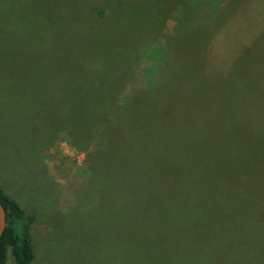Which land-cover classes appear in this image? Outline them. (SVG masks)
Instances as JSON below:
<instances>
[{"label": "rangeland", "instance_id": "1", "mask_svg": "<svg viewBox=\"0 0 264 264\" xmlns=\"http://www.w3.org/2000/svg\"><path fill=\"white\" fill-rule=\"evenodd\" d=\"M208 53L226 79L204 80ZM162 78L86 184L89 150L66 129L90 132ZM257 99L264 0H0V189L32 217L13 227L31 264H264V207L194 206L184 187L226 132L264 151Z\"/></svg>", "mask_w": 264, "mask_h": 264}, {"label": "trees", "instance_id": "2", "mask_svg": "<svg viewBox=\"0 0 264 264\" xmlns=\"http://www.w3.org/2000/svg\"><path fill=\"white\" fill-rule=\"evenodd\" d=\"M241 53L242 56L246 55L245 50ZM215 54L207 55L204 63L203 61L200 63L203 72H205L204 80L208 83L209 81L219 82L229 75V69L224 70L215 67L216 63H214L213 58L210 59ZM164 82L165 80L162 78L161 82H155L149 87L140 86L139 89L132 87L129 105L124 111L118 110L117 107L120 96L114 97L104 111H99L90 132L79 133V130L66 129L65 133L75 148L89 150V178L86 184L91 182L93 176L102 171L104 159L116 146L123 144L130 128L132 127V130L138 128V115L144 106V100L150 96L151 91L157 85ZM257 101L258 104L254 108L256 110L254 113L262 115L263 112L259 110V107L264 104L259 99ZM254 113L252 111L253 115H255ZM249 117L250 113L246 115L247 119ZM224 131L227 130L224 129ZM250 132L240 128L237 136L242 138L244 133ZM253 137L259 140V144L264 149V129L262 126L258 131L253 132ZM224 138L225 142H232L234 139L229 137L227 132ZM231 142L224 144L220 158L213 156L205 161H194L189 164L190 177L184 180V187L188 184L191 203L194 206L264 207V151L256 152L246 146L231 145ZM208 143L206 146H209V149L216 148L212 143ZM156 165L152 164V167L146 170L153 171ZM184 171L185 169L180 167L177 172ZM0 203L7 213V226L0 241V264L7 263L10 250L15 264H31L33 253L29 238H23L17 234L13 227L16 223H20L22 231L26 234L32 217L27 216L19 204L5 194L2 189H0Z\"/></svg>", "mask_w": 264, "mask_h": 264}, {"label": "water", "instance_id": "3", "mask_svg": "<svg viewBox=\"0 0 264 264\" xmlns=\"http://www.w3.org/2000/svg\"><path fill=\"white\" fill-rule=\"evenodd\" d=\"M7 226V213L0 203V241Z\"/></svg>", "mask_w": 264, "mask_h": 264}]
</instances>
